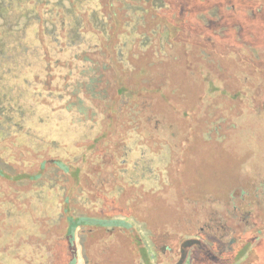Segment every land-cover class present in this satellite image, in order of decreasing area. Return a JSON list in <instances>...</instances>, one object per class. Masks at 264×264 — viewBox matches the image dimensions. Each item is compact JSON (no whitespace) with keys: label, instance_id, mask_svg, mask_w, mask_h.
<instances>
[{"label":"trees","instance_id":"obj_1","mask_svg":"<svg viewBox=\"0 0 264 264\" xmlns=\"http://www.w3.org/2000/svg\"><path fill=\"white\" fill-rule=\"evenodd\" d=\"M27 1H0V233L5 206L23 196L30 205L32 194L41 197L47 188L61 196L58 214L38 217L39 235L19 237L16 243L40 255V264H77L80 259L84 264H163L157 247L165 245L178 256L186 238L200 240L207 250L200 258L190 254L187 264H264V67L259 66L264 58L257 51L264 48V0H95L90 20L75 7L77 0ZM40 6L48 8L44 14ZM55 8L71 20L59 19L61 28L49 29L57 18ZM147 13L167 21L157 46L160 25L153 27ZM88 34L94 42L86 45ZM50 42L56 54L69 58L55 57ZM30 60L36 84L30 81ZM176 72L185 79L200 78V100L209 97L206 107L223 114L202 135L209 153L192 168L194 195L186 198L193 218L180 220L171 208L164 209L160 190L145 191L138 181L124 179L132 141L144 148L142 153L154 151L156 140L169 147L168 168L177 175L192 165L184 154L191 151L189 141L201 136L193 133L190 121L174 120L180 113L184 121L190 115L185 117L184 108L173 101L191 102L188 83L178 81ZM22 74L25 86L15 91ZM32 85L36 95L40 88L46 94L37 106L31 104L33 114L43 102L57 101L51 106L72 114L74 129L86 128V140L78 142L84 151L74 162L39 154L35 158L41 161L27 163L30 151L21 149L19 135L24 131L32 141H44L23 123L25 106L14 94ZM152 97L163 104L154 105ZM123 131L126 138H121ZM118 202L130 204L133 212L113 209ZM79 228L85 232L77 236Z\"/></svg>","mask_w":264,"mask_h":264},{"label":"rangeland","instance_id":"obj_2","mask_svg":"<svg viewBox=\"0 0 264 264\" xmlns=\"http://www.w3.org/2000/svg\"><path fill=\"white\" fill-rule=\"evenodd\" d=\"M1 2L3 0H0ZM24 5L28 4L27 0H21ZM55 1V0H53ZM78 4L75 3V7L77 10L84 11V14L88 17V20H90L91 17V11L96 9L95 6V0H77ZM49 7V6H47ZM75 8V9H76ZM48 8H43L42 6L39 7V11L44 14L45 10ZM53 18L52 22L49 24V29L52 28L53 25L57 29L61 28V23H63L64 20L69 21L71 20L70 16H68L66 13H62L58 10V8H55V11L52 12ZM151 20V25L153 27H156L157 25H160V33L156 34V38L154 40L155 45L157 46L158 43L163 42L164 38H160V35L163 33V28L165 25H167V21L164 18L156 17L155 19H151V14L147 13L146 15ZM91 17V18H90ZM94 18V17H93ZM62 22L60 23V21ZM64 19V20H63ZM94 20V19H92ZM70 22V21H69ZM55 23V24H53ZM58 23V24H56ZM133 23H138V18H135L133 20ZM86 24V23H85ZM63 25V24H62ZM86 26L89 29H92L94 24L93 22L87 23ZM63 29V27H62ZM141 32H148V28H144L140 26ZM33 32V31H32ZM30 33V39L31 37L35 36V33ZM66 33L62 32V40L65 39ZM86 41L88 45L89 43H93L94 41H91L92 36L86 35ZM64 38V39H63ZM135 36H131V42H133ZM141 38L136 39L135 46H138V41H140ZM32 40L30 39V42ZM51 43V42H50ZM48 44V42H47ZM50 49L52 50L54 48L53 53L57 51V48L51 43ZM84 45V46H86ZM83 47V46H82ZM136 49V48H135ZM258 53L260 54L261 58H264V48L258 47L257 48ZM71 52V51H70ZM68 53L65 54H56L55 57H65ZM68 54V58H69ZM21 59L26 60L23 55H21ZM22 60V61H23ZM31 61V73L29 74L30 77H33L34 74V68L35 64L33 65L34 61ZM259 66L264 67V62L259 64ZM39 69V68H38ZM253 70L256 72L258 69L256 67H253ZM260 71V70H259ZM262 71V75L264 76V70ZM64 73V72H63ZM15 74V73H14ZM22 80L18 81L19 87L16 88L15 91H19L20 88H23L25 86L24 82V76L21 75ZM141 76L140 74L137 75V77ZM194 76V77H193ZM192 77H189L187 79L184 78V76H181L179 72H176V79L178 81L185 83H188L186 88L189 91V96L191 99V102L189 104H180L176 100H174V104L176 107H180L183 109V112L185 117V121L182 119L181 113L177 114L176 119L177 123H183L187 124L191 123L192 131L193 133L196 132V136H201V139L199 140L197 137H194L196 141H189V145L191 147V151L187 152V154H184L187 158H185L187 165L192 164L188 169L184 171H180L181 174H175L174 169L168 168L169 162H170V155L171 152L170 148L167 146L160 147L159 141H153L156 147L155 150H149L146 149L145 153H142L141 151H144L143 149H140L141 147L139 144L133 143V141L130 143L132 144L133 151L129 154L127 157L126 166L128 169V173L124 176V179L129 184H134V182H137L138 187H142L146 190H160L157 192V195L160 196V200L162 202V205L164 209L171 208L174 213H176L177 219L181 218H193V216H190L188 211L191 209V201L189 202L188 199L194 195V191L190 189V186L192 181H195V177L193 178L192 168L195 166H198V164L201 162L206 161L205 156L208 155V142L204 140L203 134H207L208 131L211 129V121L222 118L223 114L221 112L214 111L212 107H206L209 105V97L205 99L204 101L200 100V95L203 94V82L200 78H197L193 74ZM140 79V78H139ZM138 78H136V82H140ZM199 79V80H198ZM263 83L261 88L264 90V78L262 79ZM32 84H36L34 81V77L30 80ZM180 82V83H181ZM28 92H22L20 95L14 94L17 97L18 103L25 106L24 111L27 113V117L23 118V123L27 125L28 127H31L30 129L32 132L36 133L34 136L35 138L39 140H43L44 142H40L37 140H31L30 138L26 137L24 135V131L22 132L20 137L21 141V149L22 150H29L30 153L25 156V159H27V163H37L38 161H41L39 158H35V156H38L39 154L49 158H60L66 160H75V157L83 153L85 146L82 147L83 144H78V142L85 141L86 139L83 137V133L85 132L86 128L84 126H81L80 128L76 126V130L73 127V121H72V114L62 110V112H56L51 106L50 103H53L54 105H57V101L50 102L47 100V102H43L41 106L38 107V110L36 113L33 114L34 110L31 108V104L35 103L41 98L44 99L46 94H43V90L37 89L38 93L36 95L33 85L26 87ZM23 91V90H22ZM33 96L36 97L35 101L33 100ZM86 98V95H84ZM263 99L261 100L264 103V95ZM87 99V98H86ZM145 99L148 101V98L145 97ZM153 99V100H152ZM153 101L155 103L154 105L160 106L163 104V100L161 98H151L150 101ZM142 101V100H140ZM149 101V102H150ZM88 104H92V101L90 98L87 99ZM93 105L100 106V102L93 101ZM263 105V104H262ZM60 106V105H59ZM58 109V107H56ZM262 110V109H261ZM225 115V114H224ZM262 118L264 115L262 114ZM264 119V118H263ZM252 121L251 119H249ZM30 124L32 126H30ZM188 125V124H187ZM225 126V125H224ZM192 133V134H193ZM223 133V132H222ZM89 134H92L89 132ZM122 137H127L126 133L124 131L122 132ZM184 141H188L185 136H182ZM56 139L58 142H50L51 139ZM48 140V142L46 141ZM25 145H28L30 147H26ZM79 145V146H78ZM32 149H34L37 152H33ZM185 149L184 145H180L179 150L181 153L182 150ZM180 151H177L175 155L177 157H181L182 154H180ZM86 154V153H85ZM90 154V151H87V155ZM66 158V159H65ZM260 158L261 163L264 165V161H262V158H264V148L262 146L260 151ZM81 164H83L80 161ZM119 167V164H117ZM136 165V167H135ZM123 167V166H121ZM188 167V166H187ZM172 169V170H171ZM182 169V168H181ZM180 169V170H181ZM194 172V171H193ZM220 178V177H219ZM195 183V182H194ZM167 184V185H165ZM72 185V184H71ZM74 191L72 193V196L75 194V190L78 188V186H75ZM192 188V187H191ZM246 188H252L255 189L253 186H248ZM58 193L57 191H55ZM196 193V192H195ZM25 196L21 197V201L18 202L16 205L12 206H5L3 208V216L4 222L2 227V233H0V264H40L39 261H41L40 255H36L35 252L31 248H27L23 246L21 249H18L17 239L19 237H30L32 235H39L40 233V227L36 226V221L38 220V217H45L46 215H52L56 216L58 214V203L60 202L61 196H56V194H51L50 191L46 188H44V191L42 192V196L39 197L37 193V197L32 194V201L29 205L27 201H24L23 198ZM146 197V196H145ZM159 200V201H160ZM187 202V207L184 212H181L180 206L184 205L185 202ZM25 204V207L22 208L21 205ZM83 205V203H82ZM101 206V204H99ZM97 207H100V206ZM57 206V208H56ZM189 206V207H188ZM124 208L129 209V211H132V206L128 204L127 206L124 205L123 202H118L113 206V209L124 210ZM22 209V211H20ZM134 210V209H133ZM133 212V211H132ZM179 220L173 221V224H176ZM182 221V220H181ZM172 225V224H170ZM85 230L83 228H79L77 233V236L83 235ZM9 248V249H8ZM166 246H158L157 247V255L158 259L163 264H187L189 263V255L191 254L193 257H203L206 253V247L204 244L196 239V238H186L183 242V244L178 248V256L171 250H166ZM8 249V251H7ZM3 250V251H2ZM19 257L20 259H18ZM192 259V258H191ZM77 264H84L83 260L80 259Z\"/></svg>","mask_w":264,"mask_h":264}]
</instances>
